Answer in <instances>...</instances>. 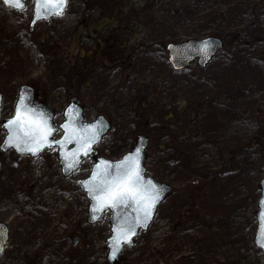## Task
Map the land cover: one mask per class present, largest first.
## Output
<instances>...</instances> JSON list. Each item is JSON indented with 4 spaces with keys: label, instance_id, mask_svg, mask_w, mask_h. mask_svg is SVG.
<instances>
[{
    "label": "rangeland",
    "instance_id": "obj_1",
    "mask_svg": "<svg viewBox=\"0 0 264 264\" xmlns=\"http://www.w3.org/2000/svg\"><path fill=\"white\" fill-rule=\"evenodd\" d=\"M25 4L19 15L0 1V119L12 115L24 83L55 124L75 96L85 119L110 122L96 149L107 157L132 148L145 125L148 172L172 187L122 252L126 262L262 264L253 236L264 174V0H68L60 17L31 31ZM207 37L223 46L205 66L171 68L167 44ZM97 38L111 40L101 52ZM85 39L91 58L82 57ZM146 105L153 118L142 116ZM4 134L0 124V142ZM91 164L63 177L55 149L37 158L0 151V220L9 234L0 264H106L108 225L86 223L88 200L75 183Z\"/></svg>",
    "mask_w": 264,
    "mask_h": 264
},
{
    "label": "water",
    "instance_id": "obj_2",
    "mask_svg": "<svg viewBox=\"0 0 264 264\" xmlns=\"http://www.w3.org/2000/svg\"><path fill=\"white\" fill-rule=\"evenodd\" d=\"M33 1L31 19L29 29L40 21L49 22L50 18L56 15L49 13L46 18L36 19V0ZM5 7H10L1 0ZM24 10L25 3L21 0ZM67 6V4H66ZM19 14L24 13L15 7ZM65 9V8H64ZM64 11V10H63ZM43 15V13H42ZM221 40L217 37H207L202 39H188L181 42L169 43L166 46L168 53V61L174 70H181L187 64L194 60L198 61L199 66H205L212 56L221 49ZM23 98L28 111L25 115L29 119L36 120L40 124L46 125L54 129L48 140L51 141V146L45 145L39 151L33 153L29 150L33 147L31 142H25L23 138L13 143H9V137L13 135L5 124L15 115L19 100ZM2 103V94L0 93V106ZM63 119L58 123H54V114L52 109L41 101H35L34 88L28 84H21L17 89L12 115L0 120L5 131V135L0 142V151H11L14 155L28 156L35 158L44 150L56 148L57 160L61 174L66 177L73 171L77 170L80 163L84 159L93 161L90 171L87 176L76 180L78 189L85 194L88 200L87 205V222L95 224L100 222L107 213V221L109 225V237L107 238V256L106 261L109 264H122L119 262L121 251L133 245L134 237L139 231L147 230L149 224L154 218L157 207L163 202L165 196L171 191V186L162 183L151 176L146 175L144 166L145 156L144 148L146 138L138 136L135 145L127 151L122 157L117 160L108 159L94 154V146L99 143L101 137L109 129V123L105 117L99 115L94 120L86 121L83 116V108L79 104V100L72 96L62 111ZM67 126V129L65 128ZM60 131L59 137L55 138L56 131ZM94 137V139L92 138ZM59 141L60 143H57ZM17 143L19 147H17ZM87 152V154H85ZM127 157H132V160L139 167L141 176L140 188L141 194L146 197L145 200L128 198L116 206H112L111 202H104L99 197L94 198V194L90 193L89 189L94 186H100L104 180H111L121 169L118 165H122ZM147 189V191H145ZM157 197L156 202L151 204V198ZM150 214L146 217V212ZM256 229L253 236L255 247L260 249L263 254L264 264V174L259 181V197L257 200V210L255 213ZM7 226L0 221V252L3 250L7 241ZM76 243V239L73 242Z\"/></svg>",
    "mask_w": 264,
    "mask_h": 264
},
{
    "label": "snow or ice",
    "instance_id": "obj_3",
    "mask_svg": "<svg viewBox=\"0 0 264 264\" xmlns=\"http://www.w3.org/2000/svg\"><path fill=\"white\" fill-rule=\"evenodd\" d=\"M4 3L20 11L24 10L21 0H4ZM66 4L67 0H36L35 18H46L49 13L62 15ZM28 111L30 110L26 108L24 99L21 98L15 110L14 117L6 122L5 127L13 133L9 137V143L23 138L26 143L31 142L33 147H30L29 150L35 153L45 145L51 146L52 142L48 140V137L52 135L54 129L40 124L36 120L29 119L25 115ZM65 128L67 129V126ZM92 138L94 139V137ZM57 143L60 142L57 141ZM17 147H19L18 143ZM117 167L121 171L115 177L111 180H104L100 186H94V188L89 189L90 193L94 194V198L99 197L104 202H111L112 206H116L128 198L140 199L141 201L145 200L146 197L141 194L140 188L138 187L141 184L139 167L132 160V157H127L125 162ZM156 199L157 197H152L150 203L154 204ZM149 214L150 206L149 211L146 212V217Z\"/></svg>",
    "mask_w": 264,
    "mask_h": 264
},
{
    "label": "trees",
    "instance_id": "obj_4",
    "mask_svg": "<svg viewBox=\"0 0 264 264\" xmlns=\"http://www.w3.org/2000/svg\"><path fill=\"white\" fill-rule=\"evenodd\" d=\"M114 17H117V13H114V14H111V13H109V14H107L106 16H105V19H106V22L107 23H114L115 21H113L114 20ZM113 21V22H112ZM90 29L88 28L86 31H89ZM92 41L93 40H82V43H81V45H82V51H83V55H82V57H85V58H91V55L92 54H94L92 51L94 50V46L93 47H89V48H87V44L88 43H92ZM111 40H110V38L109 39H105L104 41H102L103 42V44H100L99 46L97 45V43H95L94 45L96 46H98V48L99 49H105V47H107L108 46V43L110 42ZM87 49H89V50H87ZM112 52H116V49H114V50H112ZM72 75V74H71ZM29 84V83H28ZM30 85H32V84H30ZM35 97H36V99L37 100H40L39 99V94H38V92L36 91V93H35ZM153 110H154V108L152 107V106H148V105H146V106H144V108H143V110H142V112H141V114H142V116L143 117H147V118H153L154 116H155V114L153 113ZM165 120H167V119H171L172 117H171V115H167V117L166 116H164L163 117ZM150 120V119H149ZM145 123H146V125H147V123L148 122H146V121H144ZM144 126L145 125H142V123L141 124H138V126H137V128L139 129V131H141V132H139V134L141 133V134H144L145 135V132H144ZM146 137H148L147 135H145ZM149 138V137H148Z\"/></svg>",
    "mask_w": 264,
    "mask_h": 264
},
{
    "label": "flooded vegetation",
    "instance_id": "obj_5",
    "mask_svg": "<svg viewBox=\"0 0 264 264\" xmlns=\"http://www.w3.org/2000/svg\"><path fill=\"white\" fill-rule=\"evenodd\" d=\"M95 43H97L98 46H99L100 44H103V42H102L99 38H97V39L95 40ZM97 45H96L97 50H98L99 52H101L102 49H99ZM105 48H107V47H105ZM98 51H97V52H98ZM112 53L115 54V52H112ZM112 53L109 52V54H110L111 56H112ZM97 55H98V54H96V56H97ZM197 62H198L197 59H194L193 61L190 62V64H191V63H196V64H197ZM74 227H75V228H78V227H77V224H75ZM76 230H77V229H75V231H76ZM73 239H74V238H73ZM74 245H77V241H76V243H75Z\"/></svg>",
    "mask_w": 264,
    "mask_h": 264
}]
</instances>
